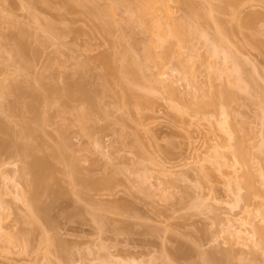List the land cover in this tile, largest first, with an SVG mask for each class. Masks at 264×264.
Returning a JSON list of instances; mask_svg holds the SVG:
<instances>
[{
  "label": "rangeland",
  "instance_id": "374dc122",
  "mask_svg": "<svg viewBox=\"0 0 264 264\" xmlns=\"http://www.w3.org/2000/svg\"><path fill=\"white\" fill-rule=\"evenodd\" d=\"M107 1L109 0H95L94 6L84 5L87 2L74 6L71 0H0L1 18L5 16L2 22L6 19L9 21L4 23L0 21V27L2 26L3 30H0V35L5 32L2 36L7 35L6 39H8L6 40L4 36L0 37V43H6H3L5 47L1 44L5 52L2 50L4 55L0 57H3L1 61L6 65L4 64L3 68V64L0 63L4 73L0 72V80L3 79L5 72H11L12 76L19 75L17 69H24L23 64L28 62L25 63L23 60L30 59L34 66L30 68L32 69L30 72L28 71L30 76H28L30 79L26 77L30 80L28 82L33 84L35 81L42 86V90L48 86L50 89L49 84H52L55 89V92H52L54 97L50 96L48 101L52 99L54 102L58 95L59 99L61 95L65 100L62 108L59 104L57 105V101L53 105V102L40 101L49 105H45V110L44 108L41 110H48L47 113L49 112L50 116L54 113L53 117L50 118L49 113L47 115L42 111L43 117L46 118L42 121L45 130L41 123L43 131L39 135L43 138L38 136L39 132L28 136L29 132L24 134V127L20 124L25 112L21 109L23 112L18 111L21 115L16 114L17 111L13 112L11 104L9 105L11 101L15 102L11 95L15 91L8 92L9 96L0 89V105L4 107L5 115L0 117L3 120L7 119L5 122L8 126L10 124L11 128V133L5 134L7 138L4 144H6L4 145L3 142L0 144V264H215L216 262L212 263L214 260L211 255H215V261L219 260L217 264H264V245L255 246L259 240V234H254L257 229L253 231L256 223L264 224V216H258L253 226L242 224L247 219L249 210L256 211L258 206H264V151H260L261 148H259L261 141L264 140V138L261 140L264 137V115H262L261 107L263 99L260 101V96L257 97L260 101H257L260 103L258 104L255 99L251 97L249 99L244 91L237 90V101L232 102L229 107L233 115L231 116L229 112L231 117H228L225 123L229 127L228 131L231 128L234 132V128H237L234 133L238 136H241L239 132L243 134V139H246L247 145H250L249 151L253 162L250 167L253 168L256 188H258V191L253 189L258 193H253L254 196H252L246 186H242V189L235 186L238 180L243 185L244 181L241 179L247 168L236 160L232 152L231 144L237 141L230 139L227 128L224 129L226 126L222 128L221 124L224 123L220 124V120L229 115H224L219 107L197 112L195 111L197 109L192 106L197 97L195 94L200 93L202 87L206 89L208 70L203 67L204 65L197 64L198 73L187 79L181 78L184 76L181 72L183 69L176 59L168 60L162 67H157L148 61L146 63L149 65L144 64L141 61L145 66L143 71L145 70L146 81L153 85V82H158L155 78L162 80L154 84L152 92L146 86L148 82L144 84L147 90L143 85L141 88L136 85L138 83L135 84L137 87L131 88L133 92L127 89L129 75L126 71L117 70L109 73L103 55L107 53L109 55L116 50L121 51L120 48H125V44L128 43L126 48L131 49L133 54L135 51L136 58L139 57L141 60L140 57L143 58L141 48L145 42L142 44L143 41H139L141 45L135 48L134 45L139 42L134 44V40L145 41L146 36L139 32L137 36L139 39L135 36L132 42L133 30L137 29V26L129 23L130 27L124 22L127 29L124 27L123 21L126 14L120 15L124 17L119 24L122 28L112 25L108 31L105 28L104 30L99 19L93 18L92 12L95 10V4L98 5L96 9L101 11V7L107 4ZM90 2L88 0V3ZM205 2L207 6H210V1ZM173 3L175 4V2L171 4ZM220 5L221 8H219ZM220 5L218 2L215 5L218 8L215 15L219 17L221 26L229 30L231 42L228 44V47L230 45L228 50L246 58L251 67L248 68V64L244 67L249 71L252 67V71L257 70L254 71L257 74L252 75L259 80L258 85L264 86V0H234L233 5L224 3ZM175 7L178 8V6ZM177 8H174L176 14L181 16L183 13L186 14V10L183 12L181 7ZM35 16L39 17V20ZM7 22L11 25L9 26ZM203 22L202 25H204ZM51 23L54 30L50 28ZM47 26L49 29L46 28ZM128 27L132 29L129 30L130 33L132 31L131 35L127 32ZM203 27L210 31L207 33L210 35L216 24L206 22ZM119 29H123L121 32L126 41L122 39L121 42ZM35 32H39L38 35L41 37L34 35ZM48 32H53L54 36L58 35L60 38L53 37ZM136 32L134 35H137ZM42 35L45 38L48 36L49 41L46 42ZM50 35H52L51 38ZM19 41L26 44L30 42L27 47L32 48H27L28 56H24L23 60L19 58V55L17 58L14 56L16 51L13 49ZM226 48L225 51H228ZM201 50L203 52V49H199L200 52ZM232 52L229 53L232 54ZM233 55L230 59L233 57L234 62L232 60L231 62L234 64L238 62L240 65V60L236 61ZM20 59L24 63H20ZM231 62L229 63L232 65ZM20 64L22 66L18 67ZM220 66L216 67L220 69ZM5 68L7 71L4 70ZM22 72L24 74V70ZM102 74L109 76L110 80ZM24 75H27L26 71ZM100 75L105 78L104 81ZM20 76L16 78L22 79V83L24 79L26 84V78L23 76L19 78ZM38 76L45 78L46 82L50 81V83L47 82L48 86H45L47 83L41 84L43 79L39 78L38 81V78L36 79ZM151 77H154V80ZM14 78H12L13 81ZM81 78L85 79L84 81L88 80L86 82L89 87H94L93 89L90 87L92 93L95 90V92L102 91L103 88L109 90V87H104L106 80L110 81L105 84L108 86L111 84L112 91H108L106 95L107 91L103 90L101 93L105 94L104 96L97 93L101 100L95 102L96 105L91 99L77 100L71 95L67 98V93L70 94L65 87L67 80L69 84ZM145 80L139 83L143 84ZM18 82L16 85H23L21 81ZM29 83H27L28 87H31ZM214 83L211 88L210 85L207 88L211 90L217 86L221 90V87L223 89L227 86L223 71ZM34 85L35 88L36 85ZM95 85L101 88L98 89ZM172 86L177 89L175 93L168 91ZM259 86H256L259 88L257 90H264V87L262 89ZM30 87L24 89L33 90ZM211 91L205 92L209 94ZM261 94L263 95L264 91ZM69 97L73 100H69ZM67 100H69L68 103ZM6 101L9 108L5 104ZM61 101L63 100L59 102ZM14 105L16 108V103L12 106ZM80 107L88 111L87 116L90 113L89 117H92V123L88 119L90 126V123L86 125V122L84 125L85 119L82 121L84 128L89 127H87L88 131L86 128L84 130L79 120L82 118L80 114V118L77 114ZM81 110L80 113L84 111ZM28 111L24 114L26 118L23 119L24 123L29 120L27 125L29 127L25 125L27 130L31 125L30 120L35 118L34 116L31 118L34 113L32 114L30 110V114ZM19 116L22 117L21 121ZM35 122H32V125L38 126L34 124ZM36 123L40 124L39 121ZM10 128L7 129L10 130ZM19 128L21 131L16 138L15 132H18ZM17 129L18 131H15ZM21 134L28 136H23L24 142L27 138L37 147L33 151H36L35 157L39 154V156H53L52 159L55 160L53 165H57L50 176L55 175L56 183H51L53 184L51 187L56 191L55 193L59 192V196L54 203H52L53 193L51 196L45 195L46 193L42 195L43 197L41 196L42 205L50 204V209L46 212L37 211L39 215H43V220L41 216H37L36 211L33 212L40 219L32 218V211L25 200L26 196L33 191L34 185L31 184L32 186L29 187L30 185L25 183L27 178L28 182L31 181L28 165L31 163L32 155H27L28 152L24 149V152L15 149L19 146L14 148L15 141ZM11 138L15 143L11 141ZM22 139L20 140L23 142ZM20 140L18 139V143L21 142ZM262 145L264 146V142ZM233 147L235 148V145ZM74 158L76 165L75 162L71 164ZM25 163L28 165L26 166ZM66 163L69 164L70 171L72 169V172H69L71 175L66 173L68 172ZM22 167L25 179L21 178ZM84 180H90V182L93 180V183L91 182L93 185L87 186V181ZM235 187L237 192L241 191L242 199L238 198V194V197L236 196ZM29 189H31L30 193H28ZM21 191L27 192L25 198ZM248 193L251 196H247ZM45 214L49 219L51 218L50 222L46 221L48 219H45ZM233 223L243 229L241 237L228 231V226Z\"/></svg>",
  "mask_w": 264,
  "mask_h": 264
},
{
  "label": "bare ground",
  "instance_id": "6f19581e",
  "mask_svg": "<svg viewBox=\"0 0 264 264\" xmlns=\"http://www.w3.org/2000/svg\"><path fill=\"white\" fill-rule=\"evenodd\" d=\"M94 1L95 0H91V2H90V0H89V2L91 3H88V0H71V3L75 6V5H78L79 3L80 4H84V3H86V4H84V5H90V6H94ZM110 1V0H109ZM107 1V4H105L103 7H101L102 8V10L101 11H99L98 9H96V7L98 6V5H96L95 4V10H93V18H96V19H99V21H100V25H101V27H103V29L105 28L107 31L110 29L109 27L110 26H117V27H119V28H122V25H120L119 26V24H120V22H122V19L124 18L123 17V15L124 14H126V16H128L127 18H126V16H125V21H123V23L124 22H126V25H128V26H130L131 27V25H129V23L130 24H134L135 26H137V29H135V30H133V34H132V37H133V39H131L132 40V42H133V40H134V38H135V36L137 37L140 33H143L145 36H146V40L144 41V40H138V41H135L134 40V44H135V42H139V41H143L142 42V44L144 43V45H142L143 47L141 48V49H143V58L142 57H140V59L141 60H139V57H137L136 58V55H135V49H133V51H134V54H133V52H132V50L131 49H129V48H126V45L128 44H125V48L123 47V48H120V50L121 51H118V50H116V51H114L113 53H111V54H109L108 55V53H107V55L106 54H104L103 56H104V59H103V56H102V59L103 60H105L104 62L106 63V65H107V70L109 71V73H112V72H116L117 70H121V71H126L127 73H128V75H129V80H127V81H129V82H127V85H126V88L127 89H129V90H131V92H133V90L132 89H134L135 87H137V86H135V84L136 83H138V84H136V85H138V86H140V88H141V85H143V87L145 88L146 86H147V88H148V90H150V92H152L151 90L154 88V84L155 83H158L160 80H159V78H155V80L156 79H158V82L156 81V82H153V85H151L148 81H146L147 80V77H146V80L144 79V72H145V70L143 71V68L145 69V66H143L145 63H146V61H148V62H151V63H153L155 66H157V67H162V66H164L166 63H167V61L168 60H170V59H176V61L178 62V64H180V67L183 69L181 72H183L182 73V75H184V76H182L181 78H187L188 79V77H191V76H195L197 73H198V71H199V67L197 66V64L199 65V66H203V67H205V69L206 70H208L207 72H206V79H207V81H205V83H207V85H205L206 86V89L204 88V87H202V89H204V90H200L201 92L200 93H196L195 94V97H196V100H194L193 101V105L192 106H194V109L196 108L197 110H195V111H197L198 112V110L199 111H202L203 109H210V108H215V107H219L220 108V110L222 111V113L225 115H229V112H230V115L233 113V112H231V110H230V105H231V103L232 102H235V101H237L236 100V91L237 90H241V91H244V93L245 94H247L246 96L247 97H249V99H255V101H256V103H258V102H260L262 99V104L264 105V98H262L263 96H264V94L262 95L261 93H262V91H264V90H262V91H260V90H257V89H259L258 87H256V86H261V84H259L258 85V81L259 80H256L254 77V75L255 74H257V73H255L257 70H254V71H252V68L250 69V71H249V69H246L245 67H246V64H248L249 66H248V68L249 67H251V65H250V63H248L247 61H246V58L244 59V58H242L243 56H241V54H239L238 53V55H237V53L236 52H232V50L231 51H229L230 50V45H229V47H228V44L231 42V40H230V34H229V30H227L226 28H224V26L222 25L221 26V21H220V19H219V17L217 16V15H215V13H216V9H218V8H216L217 6H215L216 4H217V2H218V4L220 5V4H222V3H224V4H227V5H233V3H234V0H222L223 2H221V0L219 1V0H207L208 2H209V4H210V6H207L208 4L205 2L206 0H204V2L202 1L201 2V0H112V1ZM215 1H216V3H215ZM24 2V1H23ZM93 2V3H92ZM109 2V3H108ZM172 2H175V6H178V8L179 7H181L180 9L183 11V12H185V10H186V14H184L183 12V15L181 16L180 14H176V12L174 11L175 9L174 8H177V7H173V4H171ZM220 2V3H219ZM204 3V4H203ZM215 3V4H214ZM93 4V5H92ZM102 4V3H101ZM177 4V5H176ZM27 6V5H26ZM98 8V7H97ZM101 8H99V9H101ZM177 8V9H178ZM219 8H221V5H220V7ZM90 9V8H89ZM184 9V10H183ZM94 11H96V12H94ZM126 12H128V13H126ZM32 13V12H31ZM175 13V14H174ZM121 14H123L122 16H120ZM128 14V15H127ZM1 15L2 14H0V21L2 22V20L3 19H5L4 17H2L1 18ZM177 15V16H176ZM180 15V16H179ZM95 16V17H94ZM36 17V16H35ZM121 17V18H120ZM34 19V18H33ZM36 19H38L39 20V17L37 18L36 17ZM41 19V18H40ZM6 21H8L7 19H6ZM6 21H4V22H6ZM42 21V20H41ZM206 21V22H208L209 24L210 23H212V22H214V24H216V27H214V29H213V33L212 34H210V35H208L207 33H208V31H207V29H204V27L203 26H205V23L204 22ZM0 22V23H1ZM4 22H2V23H4ZM9 22V21H8ZM7 22V23H8ZM128 22V23H127ZM202 22H203V24L204 25H202ZM41 23V22H40ZM50 23V22H49ZM118 23V24H117ZM123 23H121V24H123ZM9 24V23H8ZM48 24V23H47ZM46 24V25H47ZM2 25V24H1ZM11 24H9V26H10ZM45 25V26H46ZM124 25V27L126 28V26H125V23L123 24ZM48 26H49V24H48ZM46 27V28H48L49 29V27ZM2 27V26H1ZM0 27V28H1ZM12 27V26H11ZM130 27H128L129 29H128V31L127 32H129L130 33V31L129 30H132V29H130ZM8 28V27H7ZM50 28L51 29H53L54 30V27H52V23H51V26H50ZM9 29H11L10 27H9ZM38 29V28H37ZM51 29H50V31H51ZM104 29V30H105ZM124 29V28H123ZM123 29H119V31H118V34H120L119 35V38H121L120 40H121V42L123 41L122 39H125V41H126V38H125V36H124V38H123V32H121V30H123ZM127 29V28H126ZM226 29V30H225ZM0 30H2V28L0 29ZM138 30V32H136ZM207 32H206V31ZM3 31V30H2ZM39 31V30H38ZM49 31V30H48ZM125 31V32H126ZM1 32V31H0ZM40 32V31H39ZM39 32H35V34L34 35H38V33ZM43 32H44V30H43ZM47 32V31H46ZM135 32H136V34L137 35H134L135 34ZM140 32V33H139ZM210 32V31H209ZM5 33V32H4ZM4 33H1V35H0V37L2 36V34H4ZM32 33H33V31H32ZM42 33V32H41ZM40 33V34H41ZM49 33V32H48ZM131 33H132V31H131ZM131 33H130V35H131ZM139 33V34H138ZM49 34H52L53 35V32H50ZM123 34V35H122ZM32 35V34H31ZM34 35H32V36H34ZM46 35V34H45ZM52 35H50L49 37L51 38V36ZM4 36V38L6 39V36L5 35H3ZM3 36L1 37V38H3ZM14 36V35H13ZM36 36H35V39H36ZM38 36H40V35H38ZM55 36H57L56 38H60V36H58V35H55ZM54 35H53V37H55ZM127 36H129V35H127ZM41 37V36H40ZM42 37L43 38H45V36L44 35H42ZM48 36H46V42H47V40H48V38H47ZM1 38H0V42H1ZM12 38V37H11ZM14 38V37H13ZM34 38V37H33ZM39 38V37H38ZM37 38V39H38ZM55 38V39H56ZM138 39H139V37H137ZM15 39V38H14ZM42 39V38H41ZM41 39H39V40H41ZM6 40H8V39H6ZM29 40V39H28ZM43 40V39H42ZM41 40V41H42ZM51 40V39H50ZM40 41V42H41ZM49 41V40H48ZM56 41V40H55ZM28 42V41H27ZM45 42V40L43 41V43ZM4 44H6L5 42H3ZM3 43H0V55H4L3 54V52H5V49H2V48H4L5 46L3 45ZM30 43V42H29ZM29 43H27V44H29ZM130 43V42H129ZM4 46V47H2V45ZM27 44L26 43H24L23 41H19L18 43H17V45H16V48L13 46V45H15V43L12 45V47H14L15 49H13V50H15L16 52H14V56H15V58H17L18 57V55H19V58H22V60H23V58H24V56H28V53H27V51H28V47H27ZM132 44V43H131ZM141 45V42H139V43H137V44H135L134 46H135V48H138V45ZM198 44V45H197ZM30 45V44H29ZM129 45V44H128ZM200 46V47H199ZM129 47V46H128ZM226 47H228V48H226ZM225 48H226V50H228L229 52H232V54L231 53H229L228 51H225ZM11 49V48H10ZM29 49H32L31 47H29ZM198 49V50H197ZM199 49H203V52H202V50H201V52L199 51ZM2 50H4L3 52H2ZM137 50V49H136ZM38 51V50H37ZM142 51V50H141ZM199 51V52H198ZM36 53V52H35ZM138 53H139V50H138ZM137 52H136V54H138ZM27 54V55H26ZM37 54V53H36ZM233 55V56H235L236 58V61L237 60H240V65L238 64V62H235V64L234 63H232V62H234L233 61V57L230 59V57H231V55ZM237 56H236V55ZM17 55V56H16ZM32 55V54H31ZM0 57V63L1 64H3L2 65V67L4 66L5 67V63L3 62V61H1V60H3V59H1V58H3V57ZM31 58V57H30ZM26 59V58H25ZM230 59V60H229ZM241 59H242V64H241ZM21 59H20V63H22L23 61L26 63L27 61V63L24 65L23 64V66H22V64H20L18 67H24V69L23 68H18L17 70V72H19V75H15V76H12L11 75V72H5V75H4V77H3V79H1L0 80V82L2 81V83H0V89H1V91L2 92H4V93H7V94H9L8 92H10V91H15L14 93H16V94H11L12 96H13V98H14V100H15V102L13 101H11V103H9V105L11 104V110H13V112H14V110H15V113H16V111H17V113L16 114H18L19 112L18 111H20V112H25V113H27V111H28V109H29V111H28V113H30L31 111H32V116H31V118L34 116L35 118L33 119H31L30 120V123H31V125L33 124L32 122H38L39 121V123L40 124H37L36 122L34 123V124H36V125H38L39 127H41L40 125H41V123L43 124L44 122H42V121H44V120H46V118L45 117H43V113H45L46 112V114L48 115V113H47V111L48 110H46V111H44L45 110V105H47V104H45V103H41L42 101L43 102H46V101H48L51 97H54L53 96V93L55 92V89H54V87H52V84H49V85H51L50 86V89H49V86H48V83H50V81H45V78L43 79V78H41V77H36V79L38 78V81H39V78H41V80L43 79L45 82H43V80L41 81V82H39V83H41V84H45V83H47L45 86H48V87H46V89H44V90H46V91H49V90H51V91H49V92H46V91H44V90H42V86H40L38 83H35V81H33L34 83H35V85L36 84H38V85H36V87L35 88H38V89H36L35 90V88L33 87V85H34V83L33 84H30L28 81H30V80H28L27 78H29L30 76H29V72H30V70H32V69H30V68H33V66L34 65H32L33 63H31L30 62V59L28 60H23L22 61ZM216 60H217V62H216ZM231 60H232V62H231ZM144 62V64L142 63V62ZM231 62L232 63V65L229 63V62ZM246 63H245V62ZM3 62V63H2ZM23 62V63H24ZM30 62V63H29ZM220 63H222L221 64V66H222V68H221V66H220ZM229 63V64H228ZM243 63H245V65H243ZM5 64V65H4ZM31 64V65H30ZM122 64V65H121ZM143 64V65H142ZM146 64H148V63H146ZM217 64H219V65H217ZM27 65V66H26ZM149 65V64H148ZM232 67H231V66ZM242 65V66H241ZM32 66V67H31ZM216 66H220V69H218ZM234 66V67H233ZM236 66V67H235ZM245 66V67H244ZM253 66V65H252ZM1 67V66H0ZM3 67V68H4ZM83 67V66H82ZM147 67V66H146ZM240 67V68H239ZM243 67V68H242ZM3 68L0 70V72H2L3 73ZM6 68H7V66H6ZM6 68L4 69L5 71H7L6 70ZM83 68H85V66L83 67ZM246 69V71H245V69ZM9 69V68H8ZM21 69H23L24 70V74H25V71H26V76L23 74V70L20 72V70ZM27 69V70H26ZM75 70V69H74ZM86 70V69H85ZM205 70V71H206ZM235 70H236V72H235ZM244 70V71H243ZM29 71V72H28ZM77 71H78V69H77ZM77 71H76V73H77ZM108 71H104V72H108ZM221 71H223L224 72V77H225V80H226V82H227V86L225 87V88H223L222 89V87H221V90H220V87H217V86H215L216 88H217V90H215L216 88L215 87H213L211 90L209 89V88H207V87H209V85H210V88H211V86H213L212 84H215L214 82L218 79V78H220V73H221ZM248 71V72H247ZM251 71L253 72V73H251ZM103 72V73H104ZM235 72V73H234ZM8 73V74H7ZM13 73V72H12ZM89 73H91V72H89ZM109 73H105L106 75H109ZM232 73H234V74H236V76H234V77H231V76H233L234 74H232ZM258 73H259V71H258ZM4 74V73H3ZM10 74V75H9ZM20 74H23V75H21L20 76ZM72 74V73H71ZM70 74V75H71ZM99 74V73H98ZM252 74H254V75H252ZM69 75V76H70ZM82 75V74H81ZM85 75V77H86V74H84ZM88 75V74H87ZM95 75V74H94ZM103 75V74H102ZM102 75H100L101 77L100 78H103V81H104V79L107 77V80H110L109 79V76H106V75H103L104 77H102ZM6 76H8L7 78H8V80L6 79ZM10 76V77H9ZM18 76H20L19 78H22V76H23V78H26L25 79V82H26V84L24 83V79H23V83H22V79H17L16 77H18ZM29 76V77H28ZM68 76V75H67ZM15 77V78H14ZM73 76H71V78H72ZM89 77V76H88ZM256 77H257V75H256ZM12 78H14V81L12 80ZM70 78V77H69ZM78 78V77H77ZM91 78V77H90ZM128 78V77H127ZM152 78V80H154L153 78L154 77H151ZM258 78H259V76H258ZM15 79H16V81H15ZM30 79V78H29ZM35 79V80H36ZM47 79V78H46ZM149 79V78H148ZM4 80V81H3ZM48 80V79H47ZM66 80V79H65ZM72 80H74V79H72ZM80 80H82V78L80 79ZM80 80H76V82H75V80H74V83L72 82V83H69L68 84V81L69 80H67V86L65 85V87H67V90L69 91V93L70 94H68L67 92V95H66V97L67 96H70L71 95V97H73V98H76L77 100H80V99H91L92 101H94L93 103L96 105V103L95 102H98L99 101V99L101 98H99L98 96H97V93L99 94H102L103 92V90H104V92H106V95H107V93H108V91H112V89H111V84H109V86L108 85H106V84H108V83H106V82H109L110 83V81H107L106 80V82H104V87H109L110 89L109 90H105V88H103V90L102 91H99V92H95V91H93L94 93H92V90H91V88L93 89L94 87H89L87 84V82H88V80H86V81H84V80H82V81H80ZM94 80V79H93ZM145 80V82L143 83V84H140L139 82L140 81H144ZM18 81H21V83L24 85V86H27L26 88H29L28 87V84L27 83H29V85H31V87L30 88H33V90H25L26 88L23 86V85H16V84H20V82H18ZM32 81V80H31ZM80 81V82H79ZM162 81V80H161ZM160 81V82H161ZM13 82L15 83V84H13ZM18 82V83H17ZM36 82H37V80H36ZM96 82H97V80H96ZM147 82H148V85H146L147 84ZM51 83H52V81H51ZM106 83V84H105ZM256 83V84H255ZM43 84V85H44ZM65 84V83H64ZM98 84V83H97ZM101 84H103V82L101 83ZM132 84V85H131ZM140 84V85H139ZM146 86H145V85ZM255 84V85H254ZM34 85V86H35ZM19 88H18V87ZM37 86H40L41 87V89H39L40 87H37ZM44 86V87H45ZM98 86V85H97ZM99 86H101V85H99ZM132 86V87H131ZM135 86V87H134ZM153 86V87H152ZM157 86V85H156ZM259 86V87H260ZM17 87V88H16ZM21 87H23V88H21ZM90 88V90H89V88ZM95 87H96V85H95ZM134 87V88H133ZM143 87H142V89H143ZM262 87H264L263 85L261 86V88ZM25 88V89H24ZM51 88H53V89H51ZM62 88V87H61ZM96 88H98V87H96ZM101 88V87H100ZM100 88H98V89H100ZM132 88V89H131ZM147 88H145L146 90H147ZM215 88V89H214ZM64 89V88H63ZM145 89H143L144 91H145ZM155 89H156V87H155ZM215 91H214V90ZM263 89V88H262ZM175 90H177L176 89V87H174V86H172V87H170L169 89H168V91L171 93H175ZM91 91V92H90ZM98 91V90H97ZM206 91H211L209 94L207 93L206 94V92H205V94H204V92ZM218 93H217V92ZM51 92V93H50ZM53 92V93H52ZM102 92V93H101ZM147 92V91H146ZM154 92H155V90H154ZM214 92L216 93V94H214ZM12 93V92H11ZM96 93V94H95ZM203 93V94H202ZM52 94V95H51ZM58 94H59V92H58ZM48 95V96H47ZM103 95V94H102ZM105 95V94H104ZM103 95V96H104ZM204 95V96H203ZM219 95V96H218ZM8 95H6V97H7ZM9 96H10V94H9ZM51 96V97H50ZM59 96V95H58ZM58 96H56L55 98H57L59 101L60 100H63V101H61V102H63L62 104H60L61 102H59L57 99H55L54 100V102H53V100L51 99V101H48V103L49 102H53L52 103V105L55 103H57V105L59 104L60 105V107L62 106L63 107V104L65 103V100H64V96H61L60 95V99H59V97ZM200 96H203L202 98L200 97ZM255 96H256V98H255ZM260 96V97H259ZM5 97V96H4ZM15 97H17V98H15ZM63 97V98H62ZM251 97V98H250ZM257 97H259V98H261L260 99V101L258 100V98ZM8 98V97H7ZM49 98V99H48ZM68 98V97H67ZM73 98H70L69 97V100L71 99V100H73ZM97 98H98V100H97ZM103 98V97H102ZM197 98L199 99V100H197ZM6 100V99H5ZM13 100V99H12ZM17 100V101H16ZM69 100H67V103H68V101ZM75 100V99H74ZM101 100V99H100ZM9 101V100H8ZM41 101V102H40ZM57 101V102H56ZM258 101V102H257ZM80 103H81V101H79ZM100 102V101H99ZM13 103L15 104L16 103V108H15V105H14V107L12 106L13 105ZM38 103H41V104H38ZM5 104H7V107H8V103H7V101H6V103ZM42 104H44V105H42ZM258 104H260V103H258ZM261 104V107H262V115H264L263 113H264V110H263V108H264V106ZM42 105V106H41ZM51 105V104H50ZM3 106V105H2ZM18 106V107H17ZM19 106H20V108H19ZM47 106H49V105H47ZM55 106V105H54ZM69 106V105H68ZM67 106V107H68ZM81 106V105H80ZM90 106H91V104H90ZM10 107V106H9ZM8 107V108H9ZM22 107H24V108H22ZM59 107V106H58ZM61 107V108H62ZM0 108L3 110V108L1 107V105H0ZM14 108V109H13ZM44 108V110H41V109H43ZM66 108V107H65ZM64 108V109H65ZM76 108V107H75ZM75 108H74V110H75ZM81 109H82V107H80ZM79 108V110H78V116H79V114L81 115V117L82 118H80V116H79V120L81 121V125H82V127H83V122H84V125H85V122H86V125H87V123H88V119L89 120H91V123H92V117L90 118L89 117V115H90V113H89V115L87 116V114H88V111L87 110H84V109H82V110H84V111H82L81 109ZM83 108H85V107H83ZM0 109V112L2 113H0V116H2V117H5V115H4V110L2 111ZM17 109V110H16ZM21 109L23 110V111H21ZM93 109V108H92ZM228 109L230 110V111H228ZM9 110V109H8ZM11 110H9V111H11ZM27 110V111H26ZM31 110V111H30ZM59 110V109H58ZM80 110L82 111L81 113H80ZM42 111H44L43 113H42ZM56 111V110H55ZM94 111H95V109H94ZM204 111V110H203ZM74 112H76V111H74ZM97 112V111H96ZM9 113V112H8ZM15 113H13V115L15 114ZM24 113V114H25ZM61 113V112H60ZM12 114V113H11ZM15 114V115H16ZM23 114V113H22ZM23 114V115H24ZM31 114V113H30ZM54 114V113H53ZM52 113H51V116H50V113H49V115L48 116H50V118L51 117H53L52 115H53ZM95 114V113H94ZM4 115V116H3ZM19 115H21L20 113H19ZM22 115V117H23V119L24 118H26L25 117V115L23 116ZM84 117H83V116ZM87 117H86V116ZM224 116L222 119H223V121H222V119L220 120L221 122H220V124L221 123H224V124H221V126H223L222 128H224L225 126V128L224 129H226L227 128V132L229 133V138L230 139H234L235 140V142L237 141V143H233V144H231V145H235V148L232 146V148H233V154L235 155V158H236V160L238 161V162H241L247 169H246V171H245V173H244V176H243V179H241L242 181H244L243 182V185H241L242 184V182L241 183H239L240 182V180H238V181H236L235 183L237 184H235V186H239V187H237L238 189H242L243 187L242 186H246L247 187V190H248V192L252 195V196H254L253 195V193L254 194H257L255 191H258V188H256L257 187V183H256V177H255V174H253L254 173V171H252L253 170V168L252 167H250V166H252V164H253V162H252V160H251V152L249 151V147H250V145H247L248 143H247V141H245L246 139H243L244 137H243V134H241L240 132H239V134L241 135V136H238V135H236V133H234L235 132V129H237V128H234V132L232 131V129L230 128V130H231V132H230V130L228 131V129H229V127H228V125H225V123H227V118L229 117H231V116ZM46 116V115H45ZM77 116V117H78ZM91 116V115H90ZM92 116H94L93 114H92ZM2 117H0V144L3 142V144H4V142L6 141L5 139L7 138V137H5L7 134L6 133H8V135L11 133L10 131H11V128H10V124H9V126L6 124V120L7 119H5L4 118V120H3V118ZM14 117V116H13ZM21 116H19V121H21V119H22V117L20 118ZM87 119H86V118ZM226 117V118H225ZM263 117V116H262ZM228 118V119H229ZM264 118V117H263ZM22 119V123H20V124H22V127H24V130H25V132H24V134L25 133H27V132H29V134H28V136H33V135H35V134H37L38 132V136H41V135H39L40 133H42V131H43V129H42V127L41 128H39L38 126H35V125H30V128H28L29 130H27V128H25V125H26V127H29V126H27L28 124H29V120L28 121H25L26 123H24V120ZM36 119V120H35ZM86 120V121H83V120ZM33 120V121H32ZM35 120V121H34ZM51 120V119H50ZM6 121V122H5ZM83 121V122H82ZM5 122V123H4ZM94 122H95V120H94ZM89 123H90V121H89ZM88 123V124H89ZM91 123L89 124V126L91 125ZM23 124H24V126H23ZM7 125V126H6ZM47 125V124H46ZM21 126V125H20ZM43 128H44V130H45V125L43 124ZM95 126V125H94ZM10 128V130L9 129H7V128ZM36 127V128H35ZM81 127V126H80ZM88 126H86L85 128H86V131H88L87 129L89 128H87ZM21 128V127H20ZM20 128H19V131H18V129L17 130H15V131H18V132H15V137L17 138V135H19L20 133ZM40 129V131H39V129ZM84 128V127H83ZM82 128V129H83ZM85 128H84V130H85ZM104 128V127H103ZM233 128V127H232ZM9 130V131H8ZM94 130V129H93ZM96 130V129H95ZM100 130V129H99ZM238 131V130H237ZM236 131V132H237ZM10 132V133H9ZM45 132V131H44ZM85 132V131H84ZM17 133V134H16ZM23 133V132H22ZM86 133V132H85ZM96 133V132H95ZM6 134V135H5ZM24 134H21L19 137H21V138H23L22 140H23V142L20 140L21 138H19L18 137V139L21 141H19L20 143H18V139H17V141H13V139L11 140L12 142H14L15 143V145H14V148L15 147H17V146H19L18 148H15V149H19V151H22V152H24L25 150L28 152V154L27 155H32V160H30V162H28V164L30 163V165H28V169H29V171H28V173L29 174H31V176H30V179H31V181L30 182H28L27 180H28V178L27 179H25L26 177L24 176V168H26V167H22L23 169V171H22V174H23V176H21V178H24L25 180H26V184L27 185H30L29 187H31L32 185L31 184H33L34 185V189H33V191L31 192V189H29L30 191H28V193H30L31 192V194L29 195H27L26 196V198H25V194H27V192L26 191H21L23 194V196H24V198H25V200H27V204L30 206L29 208L31 209V211H32V218H38L37 216H41V214L39 215V213H41V211H43V212H46L48 209H50V204L49 205H42L41 203L42 202H40V201H42V200H40L43 196L42 195H44L45 193V195H50L51 196V193H53L52 194V200H53V202H52V200H51V202L52 203H54V201H56L55 199H57V197L59 196V192H57V193H55L56 191L53 189L52 190V185L54 184V183H56V178L54 177L55 175H51L50 176V174H51V172H52V174H53V171H54V169L53 168H55V166H57V165H53L54 163V161L55 160H53L52 159V157H50V156H34V155H37V154H34V153H36V151L35 152H33L34 151V149H36L37 147L35 146V145H32L31 144V142L30 141H28V139L26 138V142H24L25 140H24V137L23 136H27V134L26 135H24ZM44 134V133H43ZM92 134V133H91ZM27 136V137H28ZM15 137H14V139H15ZM42 138H43V136H41ZM263 138L264 137H262V139L261 140H263ZM63 139V138H62ZM91 139H92V136H91ZM8 140V139H7ZM96 142H98L97 140H96ZM263 142H264V140H263ZM263 142L261 141V143H260V147L259 148H261L260 149V151H264L263 150V148H264V146L262 145L263 144ZM18 143V144H17ZM99 143V142H98ZM6 144V143H5ZM4 144V145H5ZM262 145V146H261ZM3 146V145H2ZM94 146H96L95 144H94ZM22 148V149H21ZM23 149H24V151H23ZM39 150V149H38ZM16 151V150H15ZM25 151V152H26ZM32 152V153H31ZM39 152V151H38ZM264 153V152H263ZM26 154V153H25ZM45 154V153H44ZM52 154V153H51ZM51 154H49V155H51ZM54 154H55V152H54ZM58 153L56 152V155H57ZM48 155V154H47ZM55 155V156H56ZM54 156V158L56 159V157ZM60 157V156H59ZM50 158V159H49ZM58 158V157H57ZM53 161H52V160ZM61 159V158H60ZM52 162H51V161ZM65 160V159H64ZM72 160V159H71ZM76 161V159L74 158V161H72L71 162V164H73V162H75ZM61 162H64V161H62L61 160ZM66 162H67V160H66ZM252 163V164H251ZM25 165H26V163H25ZM26 165V166H27ZM66 165L68 166L69 164H67L66 163ZM75 165H76V162H75ZM66 166V167H67ZM72 166V165H71ZM68 169V172L66 171V170H64V171H66V173H71L72 172V169H71V171H70V166H68L67 167ZM252 168V169H251ZM28 169H26V171L28 170ZM53 169V170H52ZM52 170V171H51ZM30 171H31V173H30ZM65 173V174H66ZM69 173V174H70ZM21 174V175H22ZM28 174V175H29ZM71 175V174H70ZM72 175H73V173H72ZM53 177V178H52ZM70 177V176H69ZM75 178V177H74ZM255 178V179H254ZM51 179H53V180H51ZM73 179V178H72ZM84 181H87V186L88 185H93L91 182H90V180L88 181V180H84ZM29 184H28V183ZM74 183H75V181H73ZM51 183H53V184H51ZM86 184V183H85ZM234 188V187H233ZM249 189L251 190V191H249ZM255 191H254V190ZM252 190H253V192H252ZM75 191H76V189H75ZM234 191H236L237 192V190H236V187H235V189H234ZM239 191V190H238ZM235 192V193H236ZM252 192V193H251ZM240 193H241V191H240ZM239 192H237L236 193V196H237V194H238V198H241V194H240ZM247 194V196L249 195V196H251L250 194ZM21 194V193H20ZM42 196V197H41ZM245 196V195H244ZM237 197H236V200H237ZM247 198V197H246ZM245 198V199H246ZM242 199V198H241ZM244 199V198H243ZM50 202V201H49ZM236 202H239V201H236ZM45 203V202H44ZM51 203V204H52ZM47 204H48V202H47ZM27 205V206H28ZM45 206V207H44ZM52 206V205H51ZM262 205H260V206H258L257 208V210L256 211H253V210H249L248 211V217H247V219L245 220V221H243L242 222V224H250V225H252L253 226V224H255L256 222H255V219L258 217V216H261V215H263L264 216V209H262V207L264 208V206H262ZM47 207V208H46ZM53 207V206H52ZM51 207V208H52ZM261 207V208H260ZM46 208V209H45ZM45 209V210H44ZM40 210V211H39ZM36 211V213H38L37 211H39V213H38V215L36 216L35 214L36 213H34V212ZM48 213V212H47ZM31 214V213H30ZM42 214H44V213H42ZM35 215V216H34ZM43 216V215H42ZM42 216H41V218H42ZM48 215L47 214H45V219H48V220H46V221H49L50 219L47 217ZM262 216V217H263ZM44 218V217H43ZM43 218H42V220H43ZM38 219H40V217L38 218ZM262 220H263V218H262ZM45 221V222H46ZM264 221V220H263ZM50 222V221H49ZM255 222V223H254ZM256 225L258 226V227H256ZM236 223H233V224H230V226H228V228H229V232H231V234H233V235H235V236H237V237H241V233H242V231H243V229L242 228H240V226L239 225H237L236 227ZM262 226H264V224H261V225H258L257 223L253 226V228H255L253 231L255 232V230H256V232L254 233V234H256L257 233V235L259 236L258 238H259V240H258V238H257V243L255 244V246H259L260 247V245H264V227H262ZM262 227V228H261ZM49 240H51L50 238H49ZM57 241V240H56ZM256 242V241H255ZM254 242V243H255ZM211 254H214V253H211ZM210 254V255H211ZM208 258H214L215 257V255L213 256V255H211L212 257H210V256H208V255H206ZM212 258V260H214V261H212V263H215V264H217V262H219V260L218 261H215L216 259L214 258L213 259Z\"/></svg>",
  "mask_w": 264,
  "mask_h": 264
}]
</instances>
